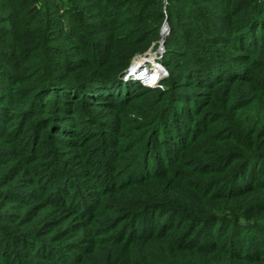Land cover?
Wrapping results in <instances>:
<instances>
[{"label": "trees", "instance_id": "1", "mask_svg": "<svg viewBox=\"0 0 264 264\" xmlns=\"http://www.w3.org/2000/svg\"><path fill=\"white\" fill-rule=\"evenodd\" d=\"M0 264H264V0H0Z\"/></svg>", "mask_w": 264, "mask_h": 264}, {"label": "rangeland", "instance_id": "2", "mask_svg": "<svg viewBox=\"0 0 264 264\" xmlns=\"http://www.w3.org/2000/svg\"><path fill=\"white\" fill-rule=\"evenodd\" d=\"M166 29V33H165V35L163 34L164 33V30ZM170 33H171V28H170V25H169V22L168 21H166L165 23H164V25H163V28H162V31H161V43H162V41H164L165 40V38H167L169 35H170ZM160 43V42H159ZM159 43H158V45H157V47L156 48H152V49H150L149 51H152L153 50V52H154V54H156L157 52H160V50H161V44H160V46H159ZM166 43V42H165ZM158 46H159V48H158ZM148 51V52H149ZM165 52H166V49H165V44H164V46H163V50H161V52H160V54L159 55H156V58L155 59H153L152 57H149V59H152V62L151 63H149V64H147V67H144V68H142L139 72H141V71H143L144 70V72H143V74L145 73V71H147V69L151 72V70H152V68L153 69H157L158 68V66L160 65L161 66V68H162V70H163V73L161 74L164 78L161 80V82L159 83V85H155V84H157L158 82H154V86L155 87H153V88H157V87H161V83L163 82V80H165V78L167 77V76H169V73H168V71L166 70V68L160 63V61L162 62V60H163V57H164V55H165ZM151 56V55H150ZM158 65V66H157ZM162 70H159V72H162ZM158 72V73H159ZM158 73H154V74H158ZM153 74V72H152V74H151V76H153L154 75ZM148 74H145V78H146V76H147Z\"/></svg>", "mask_w": 264, "mask_h": 264}, {"label": "water", "instance_id": "3", "mask_svg": "<svg viewBox=\"0 0 264 264\" xmlns=\"http://www.w3.org/2000/svg\"><path fill=\"white\" fill-rule=\"evenodd\" d=\"M165 33H166V29L164 30V33H163V34L165 35ZM165 42H166V38H165L164 41H162V43H160L161 46H162V47L160 46V47H161V50H163V46H164ZM161 50H160V52H161ZM149 53H150V52H147V53L144 54L143 56L146 57V56L149 55ZM133 65H134V60H133V62H132V64H131L130 68L127 70L125 76H131V77L133 78V80H134V79H136V80H143V79H142V78H143L142 75H140V76H134V75H133V74H134V73L132 72V71H133ZM167 77H168V76H167ZM167 77H166V78H167ZM151 87L153 88V87H155V86H151Z\"/></svg>", "mask_w": 264, "mask_h": 264}, {"label": "bare ground", "instance_id": "4", "mask_svg": "<svg viewBox=\"0 0 264 264\" xmlns=\"http://www.w3.org/2000/svg\"><path fill=\"white\" fill-rule=\"evenodd\" d=\"M157 54L159 55L160 52H157ZM156 57V56H155ZM150 62L149 58H143L141 60H139L136 64L133 65V69L136 67V71H138V68L145 66L146 64H148ZM134 72V71H132ZM134 75V74H133Z\"/></svg>", "mask_w": 264, "mask_h": 264}, {"label": "clouds", "instance_id": "5", "mask_svg": "<svg viewBox=\"0 0 264 264\" xmlns=\"http://www.w3.org/2000/svg\"><path fill=\"white\" fill-rule=\"evenodd\" d=\"M127 77L130 78L131 81H134V82H140V83H142V84L145 85V86L151 87V86H149L148 84L144 83L142 80H136V79L133 80V78H132L131 76H124L123 80L125 81V79H126Z\"/></svg>", "mask_w": 264, "mask_h": 264}]
</instances>
